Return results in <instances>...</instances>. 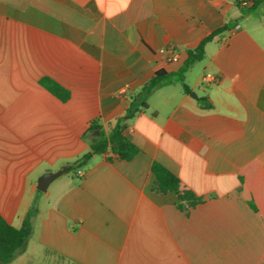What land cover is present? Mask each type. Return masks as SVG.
Returning a JSON list of instances; mask_svg holds the SVG:
<instances>
[{
  "label": "crops",
  "instance_id": "1",
  "mask_svg": "<svg viewBox=\"0 0 264 264\" xmlns=\"http://www.w3.org/2000/svg\"><path fill=\"white\" fill-rule=\"evenodd\" d=\"M239 2L0 0V215L20 228L35 209L10 264H264V0ZM117 121L138 155L36 189ZM154 162L202 202L150 192Z\"/></svg>",
  "mask_w": 264,
  "mask_h": 264
},
{
  "label": "trees",
  "instance_id": "2",
  "mask_svg": "<svg viewBox=\"0 0 264 264\" xmlns=\"http://www.w3.org/2000/svg\"><path fill=\"white\" fill-rule=\"evenodd\" d=\"M259 1L260 0H253V5ZM221 31L222 30L214 31L204 38L194 51L188 52V57L183 68L185 69L195 61H199L204 54V45ZM162 76L165 75L157 73L155 77L146 84L144 89H149L156 85L161 80ZM42 83L45 84L50 93L61 101L68 100L69 92L66 89L48 79L43 80ZM184 89L187 91V88ZM89 129L97 131L96 136L90 144V150L84 154L76 164L70 165L69 171L85 165L95 154L104 155L107 161H111L112 159L130 161L141 152L139 148L124 136L119 121L110 124L107 132L101 131L100 128L93 123ZM108 154L112 155V157L106 156ZM151 173L154 176V180L150 185V192L155 195L174 194L178 201L176 205L178 209L183 210L185 207H195L202 202V199L192 192L180 190L179 179L159 163L154 162L152 164ZM34 213L35 209L33 207L30 208L20 228L11 226L0 215V264H10L17 255L25 251L32 230L31 217Z\"/></svg>",
  "mask_w": 264,
  "mask_h": 264
},
{
  "label": "built area",
  "instance_id": "3",
  "mask_svg": "<svg viewBox=\"0 0 264 264\" xmlns=\"http://www.w3.org/2000/svg\"><path fill=\"white\" fill-rule=\"evenodd\" d=\"M239 5L242 6V7L249 8V7H251L253 5V0H240ZM162 52L167 56V58L170 61L176 62L178 60V54L174 50V48L167 47ZM201 80H202L203 83H209V82H216L217 81L216 77L213 76L210 73L203 74ZM76 175L78 177H82L83 176V172L78 170L76 172Z\"/></svg>",
  "mask_w": 264,
  "mask_h": 264
},
{
  "label": "water",
  "instance_id": "4",
  "mask_svg": "<svg viewBox=\"0 0 264 264\" xmlns=\"http://www.w3.org/2000/svg\"><path fill=\"white\" fill-rule=\"evenodd\" d=\"M191 95L195 97L194 94ZM68 169L69 167L65 166L54 172H45L38 178L36 189L40 192L46 191L50 182H52L55 178L59 177L62 173L66 172Z\"/></svg>",
  "mask_w": 264,
  "mask_h": 264
},
{
  "label": "rangeland",
  "instance_id": "5",
  "mask_svg": "<svg viewBox=\"0 0 264 264\" xmlns=\"http://www.w3.org/2000/svg\"><path fill=\"white\" fill-rule=\"evenodd\" d=\"M61 178V177H60Z\"/></svg>",
  "mask_w": 264,
  "mask_h": 264
}]
</instances>
